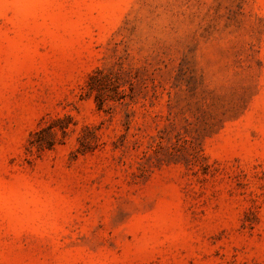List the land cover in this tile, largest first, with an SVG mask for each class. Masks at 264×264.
<instances>
[{"label": "rangeland", "instance_id": "1", "mask_svg": "<svg viewBox=\"0 0 264 264\" xmlns=\"http://www.w3.org/2000/svg\"><path fill=\"white\" fill-rule=\"evenodd\" d=\"M0 264H264V0H0Z\"/></svg>", "mask_w": 264, "mask_h": 264}, {"label": "trees", "instance_id": "2", "mask_svg": "<svg viewBox=\"0 0 264 264\" xmlns=\"http://www.w3.org/2000/svg\"><path fill=\"white\" fill-rule=\"evenodd\" d=\"M91 88H93V86H92ZM34 144H36V143H33V145H34Z\"/></svg>", "mask_w": 264, "mask_h": 264}]
</instances>
